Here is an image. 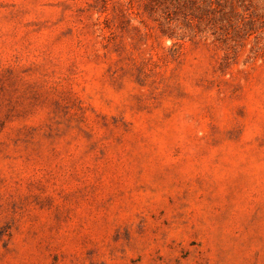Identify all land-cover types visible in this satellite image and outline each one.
Segmentation results:
<instances>
[{"label":"rangeland","instance_id":"1","mask_svg":"<svg viewBox=\"0 0 264 264\" xmlns=\"http://www.w3.org/2000/svg\"><path fill=\"white\" fill-rule=\"evenodd\" d=\"M0 264H264V0H0Z\"/></svg>","mask_w":264,"mask_h":264}]
</instances>
